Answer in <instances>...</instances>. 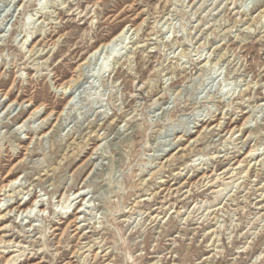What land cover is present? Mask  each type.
<instances>
[{"label": "rangeland", "instance_id": "obj_1", "mask_svg": "<svg viewBox=\"0 0 264 264\" xmlns=\"http://www.w3.org/2000/svg\"><path fill=\"white\" fill-rule=\"evenodd\" d=\"M15 178L0 207L44 210L6 211L0 264H264V0H0V189Z\"/></svg>", "mask_w": 264, "mask_h": 264}, {"label": "bare ground", "instance_id": "obj_2", "mask_svg": "<svg viewBox=\"0 0 264 264\" xmlns=\"http://www.w3.org/2000/svg\"><path fill=\"white\" fill-rule=\"evenodd\" d=\"M133 30V28L131 26H129L128 24H126L125 26H123L120 31H118L116 34H114L109 40L107 41H104V42H101L99 43L96 47H94L92 50H90L87 55L81 60L79 66H78V71L80 72V75H83L82 74V69H83V66L84 65H87L91 62V60L94 58L95 59V56H98L101 55V54H105L107 56V59H111L112 61L113 60H118L119 57H117V54L114 53V51H116V45H117V42L120 41L122 44L124 43V39L126 38V35L128 34L129 31ZM135 30V29H134ZM98 59V58H97ZM203 61V60H201ZM205 64H202L201 63V66L203 67ZM78 81L75 79V78H70L66 81H64L63 83L60 84L59 86V89L62 90V94H67V92L70 90H72L76 85H77ZM68 90V91H67ZM69 91V92H70ZM71 101V100H70ZM11 104V103H10ZM67 106V104H66ZM39 112V108H36L34 110H32V112L25 118L24 122H31L32 118ZM44 120V119H43ZM205 128V127H204ZM229 132V131H228ZM35 136V135H34ZM183 138L180 136L178 137V140H179V143H178V150H184L185 147H180V145L182 144L181 140ZM192 141L193 142H196L197 139L196 138H192ZM191 141V142H192ZM190 144V142H189ZM254 155L253 152H250L246 157H252ZM172 157V153H170V155L166 154V161H169V159ZM250 165V163H248V166ZM9 175H7L8 177ZM16 180L17 178L15 179H11L9 180L6 184H3L1 189H0V196H5L6 193H10L12 191H15L16 189H18L19 187H22L21 183L16 184ZM3 191V192H2ZM75 197H74V200H76L77 202H80L84 199V195L81 194L80 191H77L75 194ZM30 199H27L25 201H19V202H16V203H6L3 206L0 207V224L5 222L6 220H8L9 218H11L12 216L11 215H7L6 211L7 212H11V211H15L16 213L18 212H21V213H26V211H28L26 214H25V217L28 218V223L27 225H30L32 223V221L34 220L33 218L35 216H37V214L35 213L34 215H31V211L33 210V207L34 206H37L38 207V211L39 212H42L44 209H42V205H43V201L42 200H37L35 199L31 205L29 206H26V204L28 203ZM69 200V197H66V199L64 200V202L68 201ZM73 200H71L72 202ZM59 202V200L57 201ZM70 205V204H69ZM76 211H72L71 215H67L66 217V220L65 221H60L61 224H64V228L61 230L60 233H57V231L59 230V227L54 225L52 226V235H54V239L57 237V235H59L60 237L69 230V228H72V231L73 233H75V235L78 234V230H79V223L77 221V218L79 217L80 215V210H81V205L80 206H77L76 207ZM67 212V211H66ZM42 216V214H41ZM16 217V215H15ZM15 223V221H14ZM33 224V223H32ZM5 226V224H4ZM1 227L0 230L3 231V230H7L6 227ZM35 228V227H34ZM36 229V228H35ZM9 230V229H8ZM34 230V229H33ZM13 234L11 235H7V236H12ZM23 235V234H22ZM6 236V235H4ZM16 238L17 237H20V235H17L15 236ZM15 238V239H16ZM80 239H85L86 236L84 235L83 237H79ZM7 241H11V239H8ZM0 242H3L5 243L6 240L0 238ZM33 242V241H32ZM60 239L56 241V250H60L61 247H60ZM34 246V245H33ZM12 247H14V245H3L2 248H4L3 251H0L2 253H5L6 255L16 251L14 249H12ZM1 248V246H0ZM21 248V247H20ZM67 251V250H66ZM77 251H73V253H76ZM68 253V252H67ZM38 254H43L42 252H39ZM49 255V254H48ZM65 255V254H63ZM35 254L33 256H29V257H26L24 258L22 261H18V259H15L14 257H11L9 256L7 259H6V262L5 264H22V262H29L31 261L30 264H41L43 263L44 261L43 260H38V261H35L34 262V258H38V257H34ZM7 257V256H6ZM72 257V256H71ZM70 257V258H71ZM58 259V258H57ZM66 259V257H65ZM65 259H63V261H65ZM56 260V259H55ZM33 261V262H32ZM63 261H61L60 263H62ZM59 263V264H60ZM58 264V263H57ZM64 264H71L70 260H67L64 262Z\"/></svg>", "mask_w": 264, "mask_h": 264}]
</instances>
